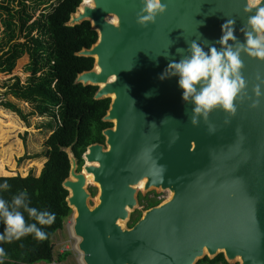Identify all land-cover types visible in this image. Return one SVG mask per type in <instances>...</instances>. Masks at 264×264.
Returning a JSON list of instances; mask_svg holds the SVG:
<instances>
[{"label": "water", "instance_id": "water-1", "mask_svg": "<svg viewBox=\"0 0 264 264\" xmlns=\"http://www.w3.org/2000/svg\"><path fill=\"white\" fill-rule=\"evenodd\" d=\"M162 2L167 11L147 26L137 23L141 0H83L68 22L89 20L98 32L97 41L78 52L95 63L76 82L97 85L95 99L111 98L103 120L113 123L102 131L104 144L87 147L80 170L67 147L71 168L63 185L76 249L83 264H196L219 252L229 262L264 264V97L251 106L254 86L264 91L257 80L264 61L242 54L248 96L237 101L234 116L218 108L198 126L179 77L160 79L182 58L176 49L187 50L192 40L219 49L215 42L228 19L244 42L246 0ZM88 174L99 188L93 205ZM143 180L144 191L170 195L125 226Z\"/></svg>", "mask_w": 264, "mask_h": 264}, {"label": "trees", "instance_id": "trees-1", "mask_svg": "<svg viewBox=\"0 0 264 264\" xmlns=\"http://www.w3.org/2000/svg\"><path fill=\"white\" fill-rule=\"evenodd\" d=\"M82 1L0 0V12L6 18L14 19L18 25V40L10 45L6 55L14 54L21 38L34 51L30 73L23 83L18 75L4 80V90H0V108L16 113L26 127L34 124L44 138L39 148L27 152L25 156L28 159L24 165L30 162L35 164L28 167L26 174L9 175L11 189L2 195L11 200L17 192L26 190L30 206L54 213L56 217L51 226L38 225L47 233V239L43 241L29 235L10 244H0L8 254L5 264L53 262L52 236L73 213L67 201L69 191L63 185L71 168L67 147H71L80 170L87 147L92 143L104 144L102 131L113 126L111 121L103 120L111 98L95 99L97 85L76 82L77 75L90 70L95 63L94 57L79 55L78 52L90 48L98 39V32L92 28L89 20L68 23ZM2 62L4 59L1 56ZM27 102L31 103V109L24 108ZM37 163H42L41 168L38 169ZM0 183H3L2 179ZM160 201L155 196L149 198L147 208ZM137 211L131 215L130 226L142 214L140 210ZM3 230L4 225L0 223V232ZM67 253H59V259ZM196 264L240 263L229 262L223 252H219L214 257L206 255L198 259Z\"/></svg>", "mask_w": 264, "mask_h": 264}, {"label": "clouds", "instance_id": "clouds-1", "mask_svg": "<svg viewBox=\"0 0 264 264\" xmlns=\"http://www.w3.org/2000/svg\"><path fill=\"white\" fill-rule=\"evenodd\" d=\"M141 3L143 7L137 14V23L142 26L155 23L157 16L167 11V5L162 0H141ZM244 11L249 13L246 23L240 29L245 37L244 42L235 35L236 21L228 19L222 25L223 35L215 42L221 45L219 49L208 44L206 39L203 44L197 40L190 43L187 41V50L176 49L177 54L182 57L179 62L172 60L160 75L162 80L179 77L178 84L183 90V100L194 104L191 116L194 126L199 125L201 117L207 122L210 113L218 108L232 116L236 114L237 101L242 102L248 96L242 54L264 61V0H246ZM205 46L208 51H205ZM257 80L264 83V77L259 74ZM253 92L257 99L253 100L251 106L258 107L260 98L264 97L261 84H256ZM248 98L251 99L250 96ZM151 124L154 125L155 122ZM210 131H214L211 125ZM162 168L163 166L161 170ZM0 179L3 180L0 183V223L4 225L3 232H0V244H10L29 235L40 241L47 239V233L38 225L51 226L55 222V214L30 206L26 190L17 192L11 200L6 199L2 193L11 189L8 173L0 172ZM29 220L35 222L30 223ZM7 255L5 248L0 247V264H5Z\"/></svg>", "mask_w": 264, "mask_h": 264}, {"label": "rangeland", "instance_id": "rangeland-1", "mask_svg": "<svg viewBox=\"0 0 264 264\" xmlns=\"http://www.w3.org/2000/svg\"><path fill=\"white\" fill-rule=\"evenodd\" d=\"M17 40L18 25L16 21L12 18H6L0 12V57L2 56L4 59V62L0 63V90H4L3 82L6 78L18 75L23 83L30 73L34 51L23 43V38L19 39L20 45L15 48L14 54L6 55L10 45ZM23 106L27 109L32 108L30 102L24 103ZM43 142L44 138L39 134V128H36L34 124L26 127L24 121L16 113L0 108V172H7L8 175L26 174L28 167L35 164V162H30L24 165L28 159L25 158L27 152L36 150ZM22 157L24 159H21ZM37 166L38 169L41 168L42 163H37ZM88 189L92 193L89 201L93 205L99 193L98 184L89 182ZM154 196L163 201L168 197V191L155 188L144 191L143 188H139V204L131 212V215L135 211L137 213V210H140L141 213L145 211L148 199ZM70 220L71 217L52 236L55 257L51 264H82L79 259L80 253L76 249V238L71 235L68 227ZM124 225H130V221L125 222ZM64 252L68 253L59 259V253L64 254Z\"/></svg>", "mask_w": 264, "mask_h": 264}, {"label": "bare ground", "instance_id": "bare-ground-1", "mask_svg": "<svg viewBox=\"0 0 264 264\" xmlns=\"http://www.w3.org/2000/svg\"><path fill=\"white\" fill-rule=\"evenodd\" d=\"M87 182L89 183V182H93V176H92V174H88L87 175ZM137 187L138 188H143L144 187V180L143 181H141L138 185H137ZM170 195V193L168 192V196ZM98 200V198H96V200H95V202ZM71 220L69 221V223H68V227H69V229H70V227H71ZM79 259H80V261H81V263L83 264V261H82V257H81V254L79 255Z\"/></svg>", "mask_w": 264, "mask_h": 264}, {"label": "flooded vegetation", "instance_id": "flooded-vegetation-1", "mask_svg": "<svg viewBox=\"0 0 264 264\" xmlns=\"http://www.w3.org/2000/svg\"><path fill=\"white\" fill-rule=\"evenodd\" d=\"M85 161V160H84Z\"/></svg>", "mask_w": 264, "mask_h": 264}]
</instances>
